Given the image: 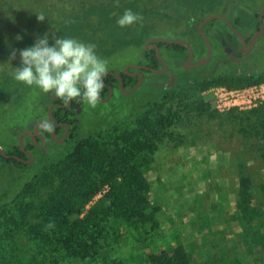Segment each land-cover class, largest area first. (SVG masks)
<instances>
[{
	"label": "rangeland",
	"instance_id": "374dc122",
	"mask_svg": "<svg viewBox=\"0 0 264 264\" xmlns=\"http://www.w3.org/2000/svg\"><path fill=\"white\" fill-rule=\"evenodd\" d=\"M113 2L0 0V148L15 143L17 128L26 129L30 120L37 117L46 119L44 93L13 78L14 69L20 66L19 51L33 46L38 38L47 35L50 46L55 38H78L94 45L96 54L107 62V71L118 72L140 60L145 43L142 36L172 38L188 27L197 28L205 17L230 12L233 7L232 1L223 5L221 0H118L117 6ZM127 9L143 19L120 28L116 21ZM39 15L45 20L39 21ZM82 34L84 38L79 37ZM215 49L212 61L200 67V71L264 69V37L245 62L237 65L220 64L227 57L223 48ZM13 51L16 58L10 59ZM181 67L180 64V70ZM147 80L165 84L169 78L149 75ZM218 87L222 86L200 94L211 106L209 114L180 105L175 97L191 95L194 89L190 84L176 87L174 101H168L163 109L172 106L178 113L169 131L173 134L158 143L151 169L146 172L151 202L158 208L157 225L122 222L118 226L110 222L102 237H107L103 256L94 264H149L150 254L179 246L184 247L191 264H264V219L261 224L247 225L237 210L242 165L252 177L256 205L264 210V156L257 149L256 138L244 132L240 123L244 118L238 119V113L247 110L229 113L231 109L213 107V89ZM152 93L158 96L149 85L131 95L116 92L109 102H99L95 108L83 104L74 117L79 124L77 138L95 136L99 140L102 136L101 140L110 144L115 135L135 127L141 113L157 111L149 104ZM255 117L248 118L254 121ZM26 142L28 137L24 138L23 143ZM32 174V169H21L14 170L10 177L0 175V203L11 200ZM58 249L41 245L30 250L18 249L13 254L24 264H40L35 260L40 254H45L42 264H92L68 261L66 253Z\"/></svg>",
	"mask_w": 264,
	"mask_h": 264
},
{
	"label": "trees",
	"instance_id": "16d2710c",
	"mask_svg": "<svg viewBox=\"0 0 264 264\" xmlns=\"http://www.w3.org/2000/svg\"><path fill=\"white\" fill-rule=\"evenodd\" d=\"M112 4L117 6L118 0ZM84 36L82 34L79 37ZM195 47L200 56L203 54L202 49L206 52V48H199L198 45ZM165 49V60L176 59L170 68L177 73L176 85L167 88L160 82L146 80L140 90L149 85L157 90L158 96L153 93L149 96V104L157 107V111L141 113L136 119L135 127L121 135H115L110 144L102 141V136L99 140L95 136L77 138L79 124L72 119L75 115L73 110L56 107L52 110L54 120L72 125L65 144H58L51 132L45 131L42 135L45 134L51 141L45 149L36 147L27 136L28 142L24 145L35 157L32 164L21 162L15 157L6 158L0 153L1 176L10 177L14 170H33L32 177L21 186L17 194L8 202L0 203V264H24L13 253L18 249L30 250L41 245L59 248L66 253L68 261H89L94 264L103 256V243H107V237H102L110 222L117 223L118 226L122 222L126 225L138 222L157 225L155 212L158 208H154L151 202L146 172L151 169L158 143L163 142L167 136H172L173 131H169L178 118V113L172 106L163 111L166 103L177 98L180 105L191 111L209 114L211 106L200 96L205 90L214 86L237 89L264 82V69L238 72L185 70L181 67L180 70V64L187 56V49ZM147 57L150 67L160 68L161 62L155 52H148ZM122 75L125 89H131L138 82L137 77H128L123 72ZM150 75L157 76L153 73ZM108 78L110 85L119 87L118 79L113 76ZM188 84L194 89L193 94L173 97L176 87ZM108 92L107 89L102 90L100 97H106ZM43 99L47 118L51 103L66 105L58 98L53 100L50 93H44ZM72 104L81 108L84 103L73 100ZM233 112L239 110L233 108L229 113ZM238 114V119L244 118L240 121L244 125V132L256 138L257 149L264 156V102ZM249 115H256V120L249 119ZM247 118L249 122L245 123ZM53 129L60 138L64 128L53 126ZM24 130L23 127L17 128L15 143L2 149L9 156L29 160L17 142L18 134ZM38 140L41 141L39 138ZM51 151L54 152L53 155L49 154ZM237 210L241 221L247 225L261 224L264 219V210L256 205L252 177L244 165L239 172ZM49 222H54L55 227L46 229ZM35 260L42 264L45 254L35 256ZM148 263L191 264V259L184 247L179 246L171 251L150 254Z\"/></svg>",
	"mask_w": 264,
	"mask_h": 264
},
{
	"label": "flooded vegetation",
	"instance_id": "af4514ba",
	"mask_svg": "<svg viewBox=\"0 0 264 264\" xmlns=\"http://www.w3.org/2000/svg\"><path fill=\"white\" fill-rule=\"evenodd\" d=\"M228 1H232L230 3L233 5V7H231V9H230L231 11L227 12V13L213 14V15L219 16V18L212 19L203 28V32L207 36V38L210 42L211 48H212V58L208 63H205L203 65H200V66H197L194 68H190V69L186 68V63H187L189 56H190L189 49L193 50V59L191 61L192 65H194L196 62H198V61H200V60H202L208 56L207 44H206V41L203 38L202 34L200 33L198 26L207 17L213 16V15H209V16L205 17L197 25V28L188 27V28L184 29L182 32H180V34H178V36H173L172 38L163 37V36H156V35H154L153 37L151 35H149V37L147 36L148 38H146L145 36H142L143 38H145V43L143 44V54H142L140 60L137 61L136 63L128 64L126 66V67H128L127 72L125 71L126 67L123 70H120L118 72L107 71V74L103 78V83H104L103 90L107 89L109 92H108L106 97H102V98L105 99L109 96L111 88L113 89L112 97L116 92L122 93L121 89H120V85H119V87L115 88L109 84V81H110V79L108 78L109 76H113L114 78H116L120 81V79L118 77H116L115 75H113V73L119 74L122 77L123 86H124V78H123L122 72L125 75H127L128 77H134V78L137 77L138 81H139V73H142L144 76V81H143L141 87L146 82L147 76H149L150 73H153V74H155L157 76H161V77H168L169 80L167 82H165L166 87L167 88L174 87L176 85V82H177V77L173 74V72L170 70V68H172L176 59L175 60L169 59L168 61L165 60L163 57V54L166 51L165 48H186L187 49V56H186L185 60L182 61V63H181L182 67L185 70H199L200 67L209 64L214 57V53L216 50L215 48H223V52L227 57V60H222L220 62V64L225 63V62H230L232 64L237 65V64H241V63L245 62L247 56L257 47L259 41H261V39L264 37V13L261 14V10L264 6V0H221V3L223 5H225V4L227 5ZM261 25L263 26V28L261 27ZM256 35H257V37H256L254 44H253L252 41ZM156 38H163V39H167V40H170L173 42H181V43H184L185 45L170 43V42H167L164 40H155ZM203 42H204V44H203ZM196 45H198L199 48H206V52H205V50L202 49L201 52L203 54L200 56V54L196 53V50L194 49V48H196L195 47ZM157 48L159 49L160 55L162 56V58L164 59V61H166L167 65H168V71L166 73H163V74H158V73H154L150 70H147L145 68H139L140 66L141 67H149V68L158 69V70H161L164 68V65L162 64V62L160 60H159L161 62L160 68H154V67H150L148 65L149 61H148L147 53L148 52H155V54L157 56V51H156ZM227 49H229L230 51L227 52ZM245 49L248 50L247 54L244 53ZM231 57H232V59H230ZM157 58H158V56H157ZM175 64H177V63H175ZM172 77H173V80H172ZM112 81L114 83H116L115 80H112ZM126 90H128V89H126ZM52 97H53V100L56 98L53 95H52ZM112 97H111V99H112ZM102 103H105V102H102ZM51 105L54 106L53 109L56 107H64V109L71 108L73 110V112L75 113V115L81 109V108H77L76 106H74L72 104V102L70 103V105L69 104L60 105V104L51 103L49 106H51ZM47 115H48V111H47ZM75 115L72 117V119L77 121L74 118ZM45 121H47L48 123L52 124L55 127L64 128L63 134L65 133V130H66V124H69V123H64V122H56L55 120H51L50 117H48V118L46 117V119H44V120H39L38 117L35 120H30V124L27 126V128L24 131H30L32 133H35V128L37 125H39L38 129H39L40 135L37 137H33L30 134V135L24 136V138H26L28 136L30 138V142L32 141L33 144L38 148H39L38 144H40L42 149L47 148L48 144L51 142L50 139H48L45 134L42 135V132L43 133L45 132L43 130V127H42V125ZM29 126H30V129H29ZM69 126H70L69 132H68V135H67L65 141L64 142H57L58 144L62 145V144L66 143V140L68 139L70 132L72 130V125L69 124ZM63 134L60 136L59 139H62ZM38 138L41 141H39ZM26 151H28V150L26 149ZM28 152H30L33 155V153L31 151H28ZM34 160H35V157H34Z\"/></svg>",
	"mask_w": 264,
	"mask_h": 264
},
{
	"label": "clouds",
	"instance_id": "9594fccd",
	"mask_svg": "<svg viewBox=\"0 0 264 264\" xmlns=\"http://www.w3.org/2000/svg\"><path fill=\"white\" fill-rule=\"evenodd\" d=\"M142 17L127 9L116 23L127 28L142 21ZM44 21L43 15L38 16ZM17 39H20L18 36ZM20 66L13 71V78L28 87L35 86L45 94H51L64 104L79 100L91 108L100 102L104 88L103 78L107 74V62L95 52L94 45L85 44L73 38H55L49 45L47 35L38 38L33 46L19 51ZM16 58V52L10 59ZM46 132L53 131V125L45 121ZM55 227L49 222L46 229Z\"/></svg>",
	"mask_w": 264,
	"mask_h": 264
},
{
	"label": "water",
	"instance_id": "95a60500",
	"mask_svg": "<svg viewBox=\"0 0 264 264\" xmlns=\"http://www.w3.org/2000/svg\"><path fill=\"white\" fill-rule=\"evenodd\" d=\"M263 13H264V6H263V8H262V10H261V14H263ZM215 18H219V16H217V15L209 16V17H207L204 21H202V22L199 24V26H198V29H199L200 33L202 34L203 38H204L205 41H206V44H207V51H208V56H207L206 58H204V59H202V60L196 62L194 65H192V64H191V61H192V59H193V50H192V49H189V51H190V56H189V59H188V61H187V63H186V68H187V69H190V68H194V67H197V66L203 65V64H205V63H208V62L211 60V58H212V48H211V45H210V42H209L207 36H206L205 33L203 32V28H204V26H205L209 21H211L212 19H215ZM261 27L263 28L262 25H261ZM256 37H257V35L255 36V38H254L253 41H252L253 44H254V41H255ZM153 40H154V39H153ZM155 40H164V41H167V42H170V43H176V44L185 45L184 43H181V42H173V41H170V40H167V39H163V38H156ZM156 51H157V56H158L159 60H160V61L162 62V64L164 65V68L161 69V70L153 69V68H149V67H141V66H140L139 68H145V69H147V70H150V71H152V72H154V73H158V74L166 73V72L168 71V65H167L166 61H164V59H163L162 56L160 55V52H159V49H158V48L156 49ZM229 51H230V50L227 49V52H229ZM244 53L247 54V53H248V50L245 49V50H244ZM230 59H232V57H231ZM125 71H126V72L128 71V67L125 68ZM113 75H115L116 77H118V78L120 79V89H121V92H122L123 94H125V95H131L132 93H134L135 91H137V90L141 87V85H142V83H143V81H144V76H143V74H142V73H139V81H138V83H137L132 89H130V90H126V89L124 88V86H123V80H122V77H121L119 74H116V73H113ZM172 80H173V77H172ZM112 94H113V89L111 88V89H110V94H109V96H108L107 98H105V99L102 98V97H100V102H108V101L111 99ZM70 103H71V102H70ZM70 103H69V105H70ZM53 107H54V106L51 105V106H49V108H48V115H49V117H50L51 120H54V119H53V115H52V109H53ZM38 126H39V125H37L36 128H35V133H32V132H30V131H24V132H22V133L20 134V136H19V138H18V144H19V146L21 147V149H22L23 151L26 152L27 156L29 157V160H25V159H22V158H19V157H16V156H9V155H7V154L5 153V151H4L2 148H0V153H1L3 156H5L6 158L15 157V158H17V160H19V161H21V162H24V163H26V164H32V163L34 162V156H33L30 152L26 151V149H25V145H24V143H23V138H24V136H26V135H30V134H31L33 137H37V136H39L40 133H39ZM69 128H70L69 124H66V130H65V133L63 134L62 139H59V137H58L57 134L54 132V130L51 131V134H52L53 139L55 140V142H64L65 139H66V137H67V135H68Z\"/></svg>",
	"mask_w": 264,
	"mask_h": 264
},
{
	"label": "built area",
	"instance_id": "2783aa9c",
	"mask_svg": "<svg viewBox=\"0 0 264 264\" xmlns=\"http://www.w3.org/2000/svg\"><path fill=\"white\" fill-rule=\"evenodd\" d=\"M213 107L218 110L241 109L249 110L264 102V82L244 88L228 89L227 87L214 88Z\"/></svg>",
	"mask_w": 264,
	"mask_h": 264
}]
</instances>
